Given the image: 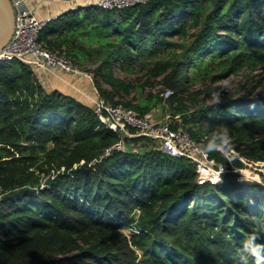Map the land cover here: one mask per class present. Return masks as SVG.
Listing matches in <instances>:
<instances>
[{
    "label": "trees",
    "instance_id": "trees-1",
    "mask_svg": "<svg viewBox=\"0 0 264 264\" xmlns=\"http://www.w3.org/2000/svg\"><path fill=\"white\" fill-rule=\"evenodd\" d=\"M37 41L91 73L96 99L141 117L164 106L226 172L120 137L91 101L0 62V264H239L249 233L264 243V0L91 7L49 20ZM256 70L247 94L209 102L215 83ZM222 126L227 157L204 147ZM257 162L262 173L242 172Z\"/></svg>",
    "mask_w": 264,
    "mask_h": 264
},
{
    "label": "built area",
    "instance_id": "built-area-1",
    "mask_svg": "<svg viewBox=\"0 0 264 264\" xmlns=\"http://www.w3.org/2000/svg\"><path fill=\"white\" fill-rule=\"evenodd\" d=\"M14 12V28L7 44L0 51V62L19 60L21 62L31 59L37 69L51 72L59 69L66 74L82 75L91 81V73L75 66L72 61L63 55L47 50L46 46L37 41L39 31L50 19H38L32 9L23 4L21 0H9ZM148 0H97L95 6L103 11H121ZM170 91L165 90L166 98ZM94 113L99 121L110 131L120 137L144 136L156 140L161 144L160 149L174 156L185 158L188 163L201 168L202 173L222 174L225 167L213 159L202 147L190 138L185 129H171L167 122L153 121L147 117L137 115L132 109H125L121 105L106 104L102 100L93 99ZM178 116L175 117V119ZM129 128L135 130L129 133ZM124 144L121 139L105 150V155L111 151H121ZM79 163V165H81ZM263 166V163H255ZM78 165H74L76 168Z\"/></svg>",
    "mask_w": 264,
    "mask_h": 264
},
{
    "label": "crops",
    "instance_id": "crops-1",
    "mask_svg": "<svg viewBox=\"0 0 264 264\" xmlns=\"http://www.w3.org/2000/svg\"><path fill=\"white\" fill-rule=\"evenodd\" d=\"M24 5L32 9L38 19L53 20L63 14L73 12L83 14L87 9L94 7L97 0H21ZM26 64H30L35 71L39 83L48 90H57L63 94L74 96L81 100L92 101L96 99V91L89 79L82 75L66 74L59 69H53L51 72L41 71L36 68L31 59H26ZM82 64V63H81ZM86 64V63H84ZM160 106L154 107L147 118L153 121L158 117ZM169 116L166 115L165 118ZM176 117V116H175ZM174 117V118H175ZM163 121V120H162Z\"/></svg>",
    "mask_w": 264,
    "mask_h": 264
},
{
    "label": "clouds",
    "instance_id": "clouds-1",
    "mask_svg": "<svg viewBox=\"0 0 264 264\" xmlns=\"http://www.w3.org/2000/svg\"><path fill=\"white\" fill-rule=\"evenodd\" d=\"M214 102L220 103L218 93H213ZM209 151H220L226 157L232 147V140L230 130L226 126L220 127L214 131L204 146ZM254 222L258 223L255 218ZM262 236L253 231L242 241L240 248L237 249V257L239 264H249L251 258L252 264H264V243H261Z\"/></svg>",
    "mask_w": 264,
    "mask_h": 264
},
{
    "label": "rangeland",
    "instance_id": "rangeland-1",
    "mask_svg": "<svg viewBox=\"0 0 264 264\" xmlns=\"http://www.w3.org/2000/svg\"><path fill=\"white\" fill-rule=\"evenodd\" d=\"M259 70L248 72V71H240L237 74L231 75L228 78L221 80L215 83L212 86V94L211 97L208 99L211 102L214 97L213 93H218L220 100L227 98L228 96H241L247 94L248 89L253 84V80L256 79L255 77L258 76ZM158 117L155 119L165 120L169 118H165L167 112L164 110L165 107L160 105L158 107ZM162 121V122H163ZM165 122V121H164ZM158 147H161V144L157 142ZM257 165H248L246 170H242L243 173H246L248 176H254L256 171L263 172L262 169L258 167H254ZM124 232L128 235L129 232L124 230Z\"/></svg>",
    "mask_w": 264,
    "mask_h": 264
},
{
    "label": "water",
    "instance_id": "water-1",
    "mask_svg": "<svg viewBox=\"0 0 264 264\" xmlns=\"http://www.w3.org/2000/svg\"><path fill=\"white\" fill-rule=\"evenodd\" d=\"M14 28V12L9 0H0V51L9 41Z\"/></svg>",
    "mask_w": 264,
    "mask_h": 264
}]
</instances>
